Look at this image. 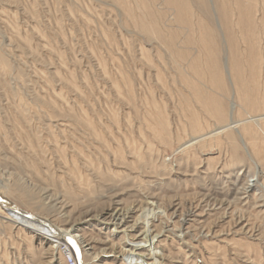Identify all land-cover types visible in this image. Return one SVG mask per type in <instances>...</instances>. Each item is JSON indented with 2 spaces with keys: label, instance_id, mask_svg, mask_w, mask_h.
I'll use <instances>...</instances> for the list:
<instances>
[{
  "label": "rangeland",
  "instance_id": "1",
  "mask_svg": "<svg viewBox=\"0 0 264 264\" xmlns=\"http://www.w3.org/2000/svg\"><path fill=\"white\" fill-rule=\"evenodd\" d=\"M261 115L264 0H0V195L82 264H132L147 208L162 264H264ZM55 244L0 217V264Z\"/></svg>",
  "mask_w": 264,
  "mask_h": 264
},
{
  "label": "bare ground",
  "instance_id": "2",
  "mask_svg": "<svg viewBox=\"0 0 264 264\" xmlns=\"http://www.w3.org/2000/svg\"><path fill=\"white\" fill-rule=\"evenodd\" d=\"M260 119H264V115L250 118V121L256 122ZM243 121L232 120L225 125L218 127L214 132L195 136L190 139L187 143L179 146L177 152L184 151L190 145L199 142L204 139L206 136L221 134L226 132L229 129H235L240 126ZM173 157V153L172 156ZM172 159V158H171ZM3 185V184H2ZM159 212L154 211V209L147 208L141 214L143 224L145 226L144 237L141 240H134L133 242L125 245V250L121 254L123 256H129L130 261H134L132 264H162L161 254L155 247V235L150 236V219L155 218ZM162 214V213H161ZM0 217L3 220L17 224L20 227H23L34 234H37L43 240H46L49 243H56L55 247L60 248L59 246H65V251H70L71 254L77 258L78 264H82L79 260V245L83 248V251L88 254L93 248L90 242L84 239V237L78 233L75 226H70L66 228L59 227L57 225L49 223L46 219L39 218L34 216L27 211L21 210L17 205L9 201L5 196L0 195ZM139 217V218H140ZM114 220V219H113ZM119 223V222H118ZM121 227V226H120ZM119 228V227H118ZM136 236V235H135ZM53 245V244H52ZM51 245V246H52ZM54 247V246H52ZM149 248L148 255H145L142 250ZM54 252V251H53ZM62 253V252H61ZM91 253V252H90ZM148 256V257H146ZM145 257L148 259L145 260ZM51 259V258H50ZM76 263V262H75ZM128 264V263H127ZM130 264V263H129Z\"/></svg>",
  "mask_w": 264,
  "mask_h": 264
},
{
  "label": "built area",
  "instance_id": "3",
  "mask_svg": "<svg viewBox=\"0 0 264 264\" xmlns=\"http://www.w3.org/2000/svg\"><path fill=\"white\" fill-rule=\"evenodd\" d=\"M64 258H65V262L66 264H76L75 262V258H74V255L70 253V251L68 252H65L64 253Z\"/></svg>",
  "mask_w": 264,
  "mask_h": 264
}]
</instances>
